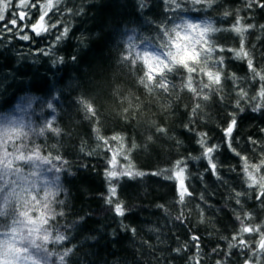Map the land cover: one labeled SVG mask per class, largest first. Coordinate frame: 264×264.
<instances>
[{"label":"trees","instance_id":"1","mask_svg":"<svg viewBox=\"0 0 264 264\" xmlns=\"http://www.w3.org/2000/svg\"><path fill=\"white\" fill-rule=\"evenodd\" d=\"M20 1L0 0V237L16 228L31 264H257L264 0ZM198 18L220 71L152 74L143 54Z\"/></svg>","mask_w":264,"mask_h":264},{"label":"rangeland","instance_id":"2","mask_svg":"<svg viewBox=\"0 0 264 264\" xmlns=\"http://www.w3.org/2000/svg\"><path fill=\"white\" fill-rule=\"evenodd\" d=\"M28 1L21 0L20 5L27 4ZM6 7L4 8L7 9ZM41 7L42 11L40 13L44 18L46 16L45 9L49 7V3L41 4ZM36 9L39 10L40 8ZM215 31H217L215 22L209 18L182 19L174 27V36H180L181 38L179 40L173 39V50L169 52L168 56L161 57L153 52H145L143 59L152 74L160 72L174 63L196 61L201 63L210 75H214L222 68L223 61L221 47L215 46L211 40ZM244 40V45H246L248 37ZM183 180L184 175L180 174V184L184 187ZM255 230L258 233L254 239V245L258 248L257 264H264V234L258 229ZM250 231L253 233V230L250 229ZM252 237L253 235L250 238ZM18 238L16 228H11L5 236L0 237V264H31L22 249L18 247Z\"/></svg>","mask_w":264,"mask_h":264},{"label":"snow or ice","instance_id":"3","mask_svg":"<svg viewBox=\"0 0 264 264\" xmlns=\"http://www.w3.org/2000/svg\"><path fill=\"white\" fill-rule=\"evenodd\" d=\"M255 2H258V0H255ZM248 7L249 8L252 7V3L251 2L248 4ZM259 7L264 8V4H259ZM261 27H264V25H262ZM33 31L35 32L36 36L39 37L41 35V31L42 30L36 29L35 26H33ZM67 34H68V29H65L62 36L61 35H57L55 37L54 43L52 45V49H54L57 44H59L63 39H65L67 37ZM27 39L31 40V37H28ZM43 54L44 55H48L49 52L44 50ZM235 124H236V121L232 120V121H230L228 127L226 129H224V133H225V136H226V143L228 144V147H229L230 150H231V145H230V142H228L227 138H230L231 132L234 131V129H235ZM261 131L264 132V129H261ZM211 151H212V149H207L206 150L207 153H211ZM209 167H210L211 171L213 172V175H216V165L214 163H212L210 157H209ZM154 174L155 173H153V175ZM107 175L108 174L106 173V176ZM109 180H110V177H109ZM116 194H117V189L114 186H109L108 187V196L105 197V199L106 200H110V198L112 196H115ZM121 207H122V205H117L116 214H118L120 216H123V215L126 214V212L120 211Z\"/></svg>","mask_w":264,"mask_h":264},{"label":"water","instance_id":"4","mask_svg":"<svg viewBox=\"0 0 264 264\" xmlns=\"http://www.w3.org/2000/svg\"><path fill=\"white\" fill-rule=\"evenodd\" d=\"M20 18L21 20L24 19V13L23 11H20ZM33 26H35L36 29H40L43 31L44 29V19L43 18H39L32 26H31V30L33 31ZM41 31V32H42ZM34 32V31H33Z\"/></svg>","mask_w":264,"mask_h":264},{"label":"clouds","instance_id":"5","mask_svg":"<svg viewBox=\"0 0 264 264\" xmlns=\"http://www.w3.org/2000/svg\"><path fill=\"white\" fill-rule=\"evenodd\" d=\"M173 39L179 40L181 37L180 36H173Z\"/></svg>","mask_w":264,"mask_h":264}]
</instances>
